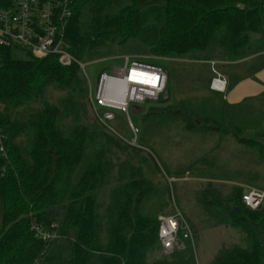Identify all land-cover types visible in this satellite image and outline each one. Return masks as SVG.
I'll return each mask as SVG.
<instances>
[{
	"label": "trees",
	"instance_id": "1",
	"mask_svg": "<svg viewBox=\"0 0 264 264\" xmlns=\"http://www.w3.org/2000/svg\"><path fill=\"white\" fill-rule=\"evenodd\" d=\"M12 1L0 0V8ZM114 1L72 4L64 43L75 60L118 50L172 59L219 48L226 61L256 59L248 77L264 67V0H129L112 11ZM19 50L0 46V264H196L191 247L150 256L159 250L158 216L169 201L158 199L154 181L133 162L134 145L93 112L94 120L87 117L80 66ZM49 88L64 96L52 100ZM163 109L181 116L185 131L229 135L264 161V112L262 128L248 134V125L188 111L182 100ZM241 194L240 186L223 193L210 182L198 194L212 225L237 230L246 243L220 246L209 264H264V204L251 210ZM36 225L57 237L39 238Z\"/></svg>",
	"mask_w": 264,
	"mask_h": 264
},
{
	"label": "rangeland",
	"instance_id": "2",
	"mask_svg": "<svg viewBox=\"0 0 264 264\" xmlns=\"http://www.w3.org/2000/svg\"><path fill=\"white\" fill-rule=\"evenodd\" d=\"M128 1L115 0L111 3L110 10L117 11ZM221 53L222 50L219 48H209L204 52H192L184 58L172 60L148 56L145 61L163 66L167 71L170 98L165 102L161 101L160 96L158 100L130 103L127 114L122 110L113 109L114 117L106 123L107 129L131 145L134 136L128 126L129 121L138 129L136 144L133 147L142 161L134 156L133 162L141 166L143 176L154 181L160 195L158 199L167 198L169 201L165 212H171L172 205L173 209L176 206L182 219L190 227L193 234L191 248L196 264H209L215 251L230 242H239L246 246L243 240L240 242L241 234L237 230L222 225L214 227L213 220L203 213L197 202L203 186L209 182L213 183L219 186L223 193L227 192L230 186L238 184L243 188L255 186L264 189V161L258 158L254 149L238 144L228 137L229 135L185 131L182 117L163 109L175 106L182 100L188 111L207 109L222 122L231 121L239 125H248L246 129L248 134L260 130L263 122L259 119V114L264 112V91L236 103H229L226 100L230 83L237 86L251 79L247 75H251L252 69L259 68L258 65L255 66L258 62L252 56L238 61H226ZM17 54L24 55V52L19 50ZM123 54L127 53L118 50L112 54L85 57L80 60L84 64L82 72L85 81L87 80L92 93L101 71L109 72L113 65L123 66L122 57H113ZM210 61L214 62L213 68L225 73L230 81L219 91L221 94L217 91L212 92L209 87L211 77L216 76ZM47 95L57 101L64 96V92L49 88ZM238 103L241 107L235 108ZM153 108L159 111L146 115L147 111ZM98 110L102 111V108L98 107ZM87 111V117L94 120L91 104ZM22 112L25 114L27 109ZM174 112H178V109ZM115 153L121 159L129 156L120 151ZM171 178L174 179L171 181ZM148 210L152 212L154 207ZM180 239L182 240L181 236ZM182 241L190 244L188 240ZM158 252L161 254L160 250H155L150 256L158 257L160 256Z\"/></svg>",
	"mask_w": 264,
	"mask_h": 264
},
{
	"label": "built area",
	"instance_id": "3",
	"mask_svg": "<svg viewBox=\"0 0 264 264\" xmlns=\"http://www.w3.org/2000/svg\"><path fill=\"white\" fill-rule=\"evenodd\" d=\"M76 0H13L6 7L0 8V46H16L36 58L55 56L57 61L68 66L76 62L81 70L84 64L75 60L65 49V27L71 16V6ZM123 58V66L113 65L109 72L103 70L97 76V83L92 93L88 85V101L95 117L104 125L113 119L112 110L126 112L130 103H144L158 100L167 88V71L163 66L150 64L147 57L133 54L113 55ZM172 60L171 58H165ZM210 80V88L219 91L226 85V80L216 71ZM102 111L98 110V107ZM136 144L138 129L129 121L128 124ZM0 153L4 148L0 145ZM174 178H171L172 181ZM243 188L240 184H238ZM241 202L251 210L259 209L264 204V189L249 186L242 189ZM171 212L158 216V243L162 255L184 250L193 245V234L188 224L182 219L179 210L172 205ZM36 235L45 240L57 237L55 232L34 226ZM182 240L190 241L186 244Z\"/></svg>",
	"mask_w": 264,
	"mask_h": 264
},
{
	"label": "crops",
	"instance_id": "4",
	"mask_svg": "<svg viewBox=\"0 0 264 264\" xmlns=\"http://www.w3.org/2000/svg\"><path fill=\"white\" fill-rule=\"evenodd\" d=\"M219 73H221V72L219 71ZM221 74H222L223 78L226 80V84L228 85L230 82L229 79L227 78L226 75H224L225 73L224 74L221 73ZM213 76H215V75H213ZM249 78H251V79H247L246 82H241L237 86H233L230 83V85H229L230 88H229L227 97L225 96L227 98L226 100L229 103L239 102L240 100H243L246 97H252L255 95H259V93H261V91L262 92L264 91V67L256 72L254 79L252 77H249ZM209 82H208V84H209ZM211 91L214 92L215 90L211 89ZM217 92L219 94H221V92H219V91H217Z\"/></svg>",
	"mask_w": 264,
	"mask_h": 264
},
{
	"label": "water",
	"instance_id": "5",
	"mask_svg": "<svg viewBox=\"0 0 264 264\" xmlns=\"http://www.w3.org/2000/svg\"><path fill=\"white\" fill-rule=\"evenodd\" d=\"M170 98L169 90L166 88L161 96V101L165 102ZM237 210V208H235Z\"/></svg>",
	"mask_w": 264,
	"mask_h": 264
},
{
	"label": "bare ground",
	"instance_id": "6",
	"mask_svg": "<svg viewBox=\"0 0 264 264\" xmlns=\"http://www.w3.org/2000/svg\"><path fill=\"white\" fill-rule=\"evenodd\" d=\"M225 87V86H224ZM224 87L221 85L220 87H219V89H217V90H222V89H224Z\"/></svg>",
	"mask_w": 264,
	"mask_h": 264
}]
</instances>
